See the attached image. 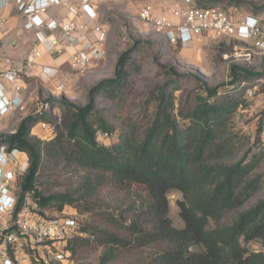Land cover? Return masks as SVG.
Returning <instances> with one entry per match:
<instances>
[{
	"label": "trees",
	"instance_id": "1",
	"mask_svg": "<svg viewBox=\"0 0 264 264\" xmlns=\"http://www.w3.org/2000/svg\"><path fill=\"white\" fill-rule=\"evenodd\" d=\"M133 63L131 52L123 53L114 77L94 85L86 105L50 97L53 104L67 106L64 118L59 119L61 127L52 122L51 108L43 115L23 119L15 132L2 137L10 147L21 148L30 157L23 191L35 190L42 208L55 206L58 211L79 200L73 193L44 195L37 189L39 171L46 160L92 169L102 174L104 184L145 186L152 199L149 215L147 209L139 213L132 209L134 217L128 222L124 214L121 218L103 214L112 229L94 226L89 237H77L69 244L72 256L85 243L103 247L98 264H111L127 248L151 244L158 249L149 259L135 264H264V198L245 207L262 186L261 176L253 175L261 156L253 153L237 158L228 131L231 118L244 103L245 89L237 87L264 77V69L252 72L232 65L229 84L233 89L222 90L224 83L210 87L201 81L204 94L178 106V87L165 84L159 88L152 122L143 136L125 132L118 141L114 126L97 113L96 94H115L125 87L133 75ZM41 119L54 126L53 136L47 141L32 136ZM99 132L113 136V143L99 142ZM171 190L180 191L184 197L178 201L185 223L182 228L173 226L169 217ZM231 214V220L225 222ZM144 221L149 223L148 229ZM87 230L82 227L83 232ZM252 241L259 242L261 248L250 249Z\"/></svg>",
	"mask_w": 264,
	"mask_h": 264
},
{
	"label": "rangeland",
	"instance_id": "2",
	"mask_svg": "<svg viewBox=\"0 0 264 264\" xmlns=\"http://www.w3.org/2000/svg\"><path fill=\"white\" fill-rule=\"evenodd\" d=\"M162 1L164 0H97L99 22L108 31L105 58L83 72L73 70L68 64L62 65L60 77L65 84V92L56 91L50 81H47L48 83L43 81L36 73L22 75L28 94L27 112L19 110V114L17 110L16 113L12 111L5 126L0 128V137L15 132L20 121L32 117L30 103L36 97L45 100L51 97L80 106L86 105L91 88L103 79L114 77L117 61L127 51L131 52L134 60L131 65L133 75L127 85L115 94L111 91L96 94L97 113L114 126L113 134L118 141L125 132L139 138L143 136L152 122L159 88L165 84L178 87L175 91L178 106L188 103L198 94H204L201 81L210 87L224 83L221 86L222 90L233 89L229 84L232 65H239L252 72L264 69V50L254 44L257 37L244 41L223 35H207L195 43L172 44L162 33L144 26L138 19L140 9L147 4L155 5ZM202 1L209 4L223 3L236 17L258 15L262 18L264 30V0ZM2 14L0 9L1 19ZM31 37L33 38V35ZM34 45H30V51ZM238 87L237 89L241 87L245 89L244 103L237 108L231 118L229 136H232L235 142L237 158L245 154L251 157L253 153H259L261 156L253 175L261 176L262 186L245 205L249 207L264 198V77H258L253 84L243 82ZM249 89L253 90V95H249ZM52 108L54 109L52 122H57L56 127L58 125L61 127L63 122L59 119L64 118L67 106L52 103ZM32 136L47 141L45 138L49 136V131H45L37 124ZM111 143L113 140L105 141L107 145ZM101 176L102 174L75 163L62 161L56 164L46 160L39 171L36 187L44 195L67 192L79 198L75 205L68 206V210L81 216L82 227L88 229L84 237L90 236L94 226L112 229L103 220V214L108 213L119 218L124 214L128 222L134 217L132 209L137 213L147 209L149 215L152 199L145 186L138 183H127L122 186H116L112 182L104 184L100 180ZM183 198L180 191L171 190L168 193L169 217L172 225L178 228L185 225L178 204ZM46 209L50 214L58 212L55 206ZM147 215L145 216L148 218ZM232 216L233 214L228 215L224 221H230ZM149 221L152 222V219H148ZM148 222L143 223L146 229L150 226ZM248 247L258 250L261 244L252 241ZM157 249L158 246L153 244L142 248H127L111 264H135L149 259ZM102 252L103 247L85 243L73 256L74 264H98Z\"/></svg>",
	"mask_w": 264,
	"mask_h": 264
},
{
	"label": "built area",
	"instance_id": "3",
	"mask_svg": "<svg viewBox=\"0 0 264 264\" xmlns=\"http://www.w3.org/2000/svg\"><path fill=\"white\" fill-rule=\"evenodd\" d=\"M14 1L23 15L26 30L54 31L60 37L47 34L35 44L22 63L15 62L0 52V128L4 119L15 110L27 112L28 104L22 90V75L38 67L58 92L66 90L60 78L62 68H53L39 61L48 54L58 57L69 52L68 65L75 71H85L105 58L108 38L103 24L90 26L81 19L58 20L44 13L62 0H0V9ZM97 0H81V9L89 20H97ZM144 26L162 33L172 44H191L205 36H229L238 40H252L264 50L262 18L250 14L234 16L228 7L209 4L202 0H164L158 4H147L138 12ZM0 49L8 41L1 35ZM42 47V48H41ZM253 95V90H248ZM32 116L43 115L52 108L49 99L35 98L30 103ZM38 125L53 136L54 126L41 119ZM0 137V264H74L69 244L84 237L81 216L68 207L50 214L40 206L35 190L24 192L22 183L29 172L30 157L18 147H10ZM98 141H110L113 136L99 132Z\"/></svg>",
	"mask_w": 264,
	"mask_h": 264
},
{
	"label": "crops",
	"instance_id": "4",
	"mask_svg": "<svg viewBox=\"0 0 264 264\" xmlns=\"http://www.w3.org/2000/svg\"><path fill=\"white\" fill-rule=\"evenodd\" d=\"M1 11L3 12L1 35L7 39L8 44L7 46L1 48L0 52L5 53L19 64L22 63V61L30 53L31 44H39L41 39L47 34L51 35L54 33L55 35L60 37L59 29H56L54 31L26 30L24 28L23 15H21V13L18 11L14 1L1 8ZM97 11V20H89L81 9V0H62V4L52 6L44 13V15L49 18H55L58 20L81 19L87 22L90 26H94L96 24H100L99 7H97ZM35 31L37 32L35 33ZM29 32L32 33L31 35H33V38L31 37ZM68 57L69 52H66L58 57H52L48 54H45L44 57L39 61V63L48 65L53 68H62V65L68 64ZM32 73H36L43 81L47 82L46 77L41 73L38 67H35L33 70H31L28 75H31ZM22 83V94L24 99L26 100L28 95L26 92V82L22 80ZM17 112L20 114L19 110H17ZM13 113H16V111H14ZM10 115H8L4 119V124L8 121L7 119L8 117H10Z\"/></svg>",
	"mask_w": 264,
	"mask_h": 264
}]
</instances>
